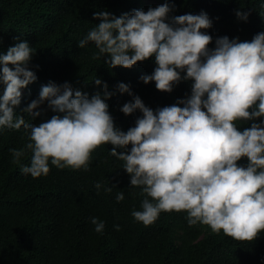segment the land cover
I'll use <instances>...</instances> for the list:
<instances>
[{
  "label": "clouds",
  "instance_id": "1",
  "mask_svg": "<svg viewBox=\"0 0 264 264\" xmlns=\"http://www.w3.org/2000/svg\"><path fill=\"white\" fill-rule=\"evenodd\" d=\"M173 7L165 2L119 16L95 11L99 23L77 45L94 42L95 55L104 57L109 68L131 67L152 57L154 70L141 74L140 80L154 81L162 91L191 80L190 94L153 110L119 82L117 89L132 96L120 110L142 113L124 131L114 126L107 103L112 93L99 77L94 83L103 91L91 96L67 81L49 82L25 111L38 116L43 111L38 106L47 101L55 114L39 124L29 123L15 107L21 89L37 79L29 67L35 50L21 40L0 52V128L29 130L23 147L9 148L14 162L26 149L32 152L30 164L21 165L24 174L46 175L50 164L87 170L92 151L110 143V153L124 162L130 186H139L145 194L140 209L131 212L136 220L148 225L161 211L184 210L190 226L205 223L214 232L253 240L264 231V30L251 40L218 36L210 48L213 37L202 31L212 25L208 14L202 10L169 18ZM236 16L247 20L248 12L237 10ZM241 120L250 126L241 130ZM242 157L246 164L237 163ZM95 188H101L99 181ZM123 198V192L116 194L117 201ZM90 219L102 233L105 222Z\"/></svg>",
  "mask_w": 264,
  "mask_h": 264
},
{
  "label": "trees",
  "instance_id": "2",
  "mask_svg": "<svg viewBox=\"0 0 264 264\" xmlns=\"http://www.w3.org/2000/svg\"><path fill=\"white\" fill-rule=\"evenodd\" d=\"M165 2L174 5L169 18L202 10L208 14L212 25L202 31L213 37L210 48L218 36L251 40L264 30V0H154L155 4L145 0H0V52L21 40L35 50L29 67L37 79L21 89L15 112L26 122L39 124L55 114L47 101L38 106L43 109L38 116L25 109L38 98L43 85L67 81L91 96L103 91L102 85L94 83L99 77L112 93L107 103L114 126L126 131L142 113L137 109L126 115L120 110L132 96L117 89L119 82L128 84L153 110L190 94L191 80H181L171 91L158 90L154 81L140 80L141 74L154 70L152 57L131 67L109 68L104 57L95 55L94 42L77 45L99 23L95 11L119 16ZM237 10L247 11V20L238 18ZM250 123L237 121L241 130ZM28 131L23 126L0 128V264H264V231L253 240H237L222 230L212 231L205 223L188 225L184 210L161 211L148 225L136 220L131 212L140 209L145 194L139 186H130L124 162L110 153V143L92 151L87 170L50 164L46 175L22 173L21 165L30 164L32 152L26 149L14 162L9 148L23 147L29 141ZM237 163L246 164L247 158ZM106 187L111 191H105ZM118 192L124 193L120 201L115 199ZM91 217L105 222L102 233L94 230Z\"/></svg>",
  "mask_w": 264,
  "mask_h": 264
},
{
  "label": "rangeland",
  "instance_id": "3",
  "mask_svg": "<svg viewBox=\"0 0 264 264\" xmlns=\"http://www.w3.org/2000/svg\"><path fill=\"white\" fill-rule=\"evenodd\" d=\"M145 2H148V3H150V4H155V3H154V0H145ZM156 6H157V4H156Z\"/></svg>",
  "mask_w": 264,
  "mask_h": 264
}]
</instances>
